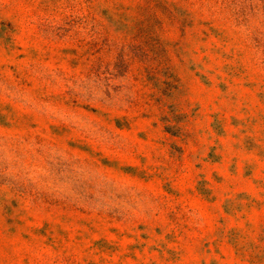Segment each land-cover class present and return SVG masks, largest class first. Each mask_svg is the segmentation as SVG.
Segmentation results:
<instances>
[{
  "label": "rangeland",
  "instance_id": "obj_1",
  "mask_svg": "<svg viewBox=\"0 0 264 264\" xmlns=\"http://www.w3.org/2000/svg\"><path fill=\"white\" fill-rule=\"evenodd\" d=\"M0 264H264V0H0Z\"/></svg>",
  "mask_w": 264,
  "mask_h": 264
}]
</instances>
